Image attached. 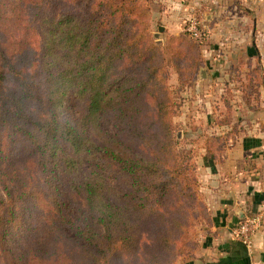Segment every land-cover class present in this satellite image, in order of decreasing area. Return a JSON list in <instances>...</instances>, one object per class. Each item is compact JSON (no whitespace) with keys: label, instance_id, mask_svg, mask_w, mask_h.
Listing matches in <instances>:
<instances>
[{"label":"trees","instance_id":"obj_1","mask_svg":"<svg viewBox=\"0 0 264 264\" xmlns=\"http://www.w3.org/2000/svg\"><path fill=\"white\" fill-rule=\"evenodd\" d=\"M149 18L140 0H0V264L193 256L209 210L176 139L167 68L181 90L196 81L201 39L159 47ZM240 78L242 96L259 99L262 67Z\"/></svg>","mask_w":264,"mask_h":264},{"label":"crops","instance_id":"obj_2","mask_svg":"<svg viewBox=\"0 0 264 264\" xmlns=\"http://www.w3.org/2000/svg\"><path fill=\"white\" fill-rule=\"evenodd\" d=\"M190 4L192 11L205 19L206 35L204 32L203 35L210 41L212 55L205 59L207 66L226 67L221 69L226 81L229 80L227 69H239L238 74L245 80V74L256 65L261 66L262 84L258 87L261 98L264 95V0H190ZM239 75L228 85L236 82L239 86ZM236 91L241 94L237 88ZM244 125L239 123L236 130L241 131ZM250 142L244 137L232 139L228 135L221 144H214L204 153L203 167L198 166L202 183L199 190L209 210V221L197 226V248L186 264H264V140L257 146H251ZM252 217H257L258 223L252 227V247L247 249L235 230Z\"/></svg>","mask_w":264,"mask_h":264},{"label":"rangeland","instance_id":"obj_3","mask_svg":"<svg viewBox=\"0 0 264 264\" xmlns=\"http://www.w3.org/2000/svg\"><path fill=\"white\" fill-rule=\"evenodd\" d=\"M140 1L150 9L149 39L155 45L159 47L163 46L166 37L169 35H179L186 32L192 33L189 30L192 28V24L201 31L202 35L203 32L206 35L205 19L203 15H197L192 11L193 7L190 4V0ZM160 26L163 27L162 31L159 30ZM206 37L203 35L201 43H199V53L204 60V65L199 69L196 81L181 90L177 74L172 68H167L169 75L167 85L173 91L172 94L179 104L177 112L171 119L175 126L176 139L179 140L180 149L191 150L193 161L196 165L198 194L203 202L204 200L199 190V186L202 183L198 166L203 167L202 157L206 150L210 149L207 145L208 140L217 138L215 144L219 145L223 139H227L228 135L232 139L239 136L250 139L251 146H257L261 143V140H264V131H262L264 128L261 129V127H264V95L262 94V97L259 99H256L254 95H250L248 99H245L242 94L236 91L238 87L236 86V82L231 83L229 86L221 76V69H225L226 67L207 66L205 59L212 55L208 47L210 46V41ZM206 71L207 76L204 78ZM213 73L214 75L211 76ZM232 80L236 79L233 78ZM246 100H248L247 103H245ZM251 105L254 108H259L262 113L259 110L257 111L259 113H256L252 109L249 110ZM74 106V101H69L67 110H74ZM153 113L152 103L146 101L143 105V122H150ZM239 123H244L245 128L241 131H233L232 126ZM110 128L114 129L113 126H110ZM256 135L258 137L254 138ZM143 235L145 237L146 234ZM148 239L149 236H146L144 241ZM187 258H179L176 262L177 264H186Z\"/></svg>","mask_w":264,"mask_h":264},{"label":"built area","instance_id":"obj_4","mask_svg":"<svg viewBox=\"0 0 264 264\" xmlns=\"http://www.w3.org/2000/svg\"><path fill=\"white\" fill-rule=\"evenodd\" d=\"M193 36L201 39L202 34L201 31L197 29V27L192 24V28L189 29ZM258 218L252 217L248 218L245 221H243L235 230V235L238 237V239L247 247V249H251L252 247V239H251V232H253V226L257 225Z\"/></svg>","mask_w":264,"mask_h":264},{"label":"water","instance_id":"obj_5","mask_svg":"<svg viewBox=\"0 0 264 264\" xmlns=\"http://www.w3.org/2000/svg\"><path fill=\"white\" fill-rule=\"evenodd\" d=\"M159 30H160V31H162V30H163V27H162V26H160V27H159ZM202 73H204V72L202 71Z\"/></svg>","mask_w":264,"mask_h":264}]
</instances>
